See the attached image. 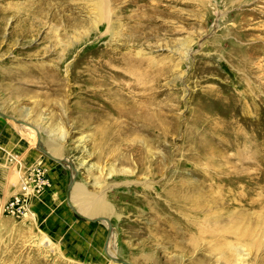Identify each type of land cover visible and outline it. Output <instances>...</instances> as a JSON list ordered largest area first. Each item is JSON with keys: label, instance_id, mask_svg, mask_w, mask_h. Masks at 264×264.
I'll list each match as a JSON object with an SVG mask.
<instances>
[{"label": "rangeland", "instance_id": "1", "mask_svg": "<svg viewBox=\"0 0 264 264\" xmlns=\"http://www.w3.org/2000/svg\"><path fill=\"white\" fill-rule=\"evenodd\" d=\"M66 1L0 0V264H264V0Z\"/></svg>", "mask_w": 264, "mask_h": 264}, {"label": "bare ground", "instance_id": "2", "mask_svg": "<svg viewBox=\"0 0 264 264\" xmlns=\"http://www.w3.org/2000/svg\"><path fill=\"white\" fill-rule=\"evenodd\" d=\"M51 1H55V0H40L39 6L48 5ZM59 1L63 2L66 0H59ZM83 1H84L83 4L86 6L87 10L89 11V14L87 13L88 14L87 18L90 21L89 23L96 24V25L101 24V23H106V24H108L109 27L111 26L112 19H111L110 12L112 11L111 10L112 8L110 6V2H111L110 0H83ZM18 7H20V6H18ZM53 147L54 146H52V148ZM55 154H53V155H55ZM64 166H66V168H68L71 165L70 166L64 165ZM72 175H71V177L73 178ZM73 182H74V180H73ZM70 190L71 191H69L67 199L69 200V196H70L71 199L76 201L78 204L79 210L81 212H83L84 214L91 216V217H95L98 214L109 213V206H107L105 204V201H104L102 195L91 194L88 191H86L83 187H79V186H77V187L75 186V188H73V184H72ZM73 210H75V209H73ZM103 221L107 225H109L108 221H106V220H103ZM104 249H105V253L111 259L114 260L116 258V255H115L114 249H113V235L112 236L110 235V237L108 236L107 245L105 246ZM234 249H237V248H234ZM236 251H238V250H236ZM238 255H239V253L236 254V256H238Z\"/></svg>", "mask_w": 264, "mask_h": 264}, {"label": "built area", "instance_id": "3", "mask_svg": "<svg viewBox=\"0 0 264 264\" xmlns=\"http://www.w3.org/2000/svg\"><path fill=\"white\" fill-rule=\"evenodd\" d=\"M27 183L20 186L17 193L13 195L12 200L6 201L3 205V209L13 212H18L21 215L28 213V196L31 191V187L28 189Z\"/></svg>", "mask_w": 264, "mask_h": 264}, {"label": "water", "instance_id": "4", "mask_svg": "<svg viewBox=\"0 0 264 264\" xmlns=\"http://www.w3.org/2000/svg\"><path fill=\"white\" fill-rule=\"evenodd\" d=\"M0 116L3 117V118L12 119V120L17 121V122H19V123H24V122H22V121L19 120V119H15V118H13V117H11V116L5 115V114L2 113L1 111H0ZM35 149H36L37 151H39L41 154L45 155L46 157H48V158H50V159H53V160L57 161L58 163H60L62 166H64V164H63V162H62L63 159H60V158L56 157L55 155L53 156V155H51L50 153H48V152L44 149V147L40 144V141H39V140L37 141V144L35 145ZM64 167H66V166H64ZM67 169H68V168H67ZM72 184H73V178L70 177V181H69V183L67 184V187H66V198L68 197V193H69V191H70V188H71ZM73 211H74L75 213H77L75 210H73ZM77 214H78L79 216H82L83 218H86V219L89 220V221L106 220V221H108V223H109V220L106 219V218L103 217V216H97V217H94V218L89 219V218H87V217H85V216H83V215H81V214H79V213H77ZM109 231H110V228H109ZM115 260H116L117 262H121V263H123V264H131V263H128V262H126V261H123V260H121V259H119V258H115Z\"/></svg>", "mask_w": 264, "mask_h": 264}, {"label": "crops", "instance_id": "5", "mask_svg": "<svg viewBox=\"0 0 264 264\" xmlns=\"http://www.w3.org/2000/svg\"><path fill=\"white\" fill-rule=\"evenodd\" d=\"M32 158H34L33 156H31ZM31 157H29V159H28V156H26V157H24V160L25 161H28L29 163H33V160L31 159ZM26 177L30 180V181H33L34 180V178H36L34 175H33V173H30V171L29 172H27V175H26ZM32 185V184H31ZM20 187V186H19ZM19 187L13 192V194L12 195H14L15 193H17L18 191H19ZM60 188H58L57 187V198H58V195H60V190H59ZM35 191H37V189L35 190ZM66 191V190H65ZM31 193H32V191H31ZM31 193H30V195H31ZM12 195H11V197H12ZM32 196V195H31ZM65 196H66V194H65ZM10 197V198H11ZM9 200V199H8ZM40 201L41 202H39V200H35L34 199V203H33V201H32V204H31V206H29V203H28V211H29V209H30V215H32V213H31V210L33 211H35V212H37L38 211V213L39 214H42V212H43V215H45V209H44V207H43V205L42 204H45L46 203V195H45V193H42V195H41V199H40ZM39 203H42V204H39ZM57 210H58V208L56 209V211L52 214V215H58V213H57Z\"/></svg>", "mask_w": 264, "mask_h": 264}]
</instances>
